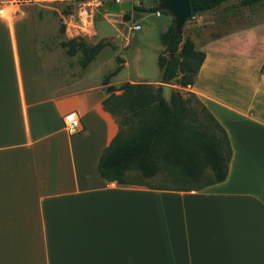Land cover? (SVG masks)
Masks as SVG:
<instances>
[{
    "label": "crops",
    "instance_id": "1",
    "mask_svg": "<svg viewBox=\"0 0 264 264\" xmlns=\"http://www.w3.org/2000/svg\"><path fill=\"white\" fill-rule=\"evenodd\" d=\"M54 1L0 0V264H264V92L216 89L208 62L200 87L206 56L188 92L227 134L226 179L192 191L107 182L97 164L118 125L106 86L51 92Z\"/></svg>",
    "mask_w": 264,
    "mask_h": 264
},
{
    "label": "trees",
    "instance_id": "2",
    "mask_svg": "<svg viewBox=\"0 0 264 264\" xmlns=\"http://www.w3.org/2000/svg\"><path fill=\"white\" fill-rule=\"evenodd\" d=\"M227 1L189 0L191 18ZM237 1L252 7L264 0ZM132 9L168 16L153 7ZM38 16L40 19L41 13ZM123 18L129 20L128 13ZM172 23L171 18L162 38L167 55L157 58L159 85L124 82L114 87L107 78L102 83L107 94L102 107L118 125L117 134L103 149L97 164L98 175L107 182L192 191L221 183L227 177L232 151L225 130L194 93L181 91L194 85L205 53L197 50L191 39L177 36ZM64 28L62 25V33ZM61 45L68 56L80 52L78 64L85 69L110 43L101 40L91 45L82 38H73ZM164 85L179 89H169V98L165 99Z\"/></svg>",
    "mask_w": 264,
    "mask_h": 264
},
{
    "label": "rangeland",
    "instance_id": "3",
    "mask_svg": "<svg viewBox=\"0 0 264 264\" xmlns=\"http://www.w3.org/2000/svg\"><path fill=\"white\" fill-rule=\"evenodd\" d=\"M122 1H131L135 7L156 6L155 0ZM84 2H90L88 9L93 11L94 17V29L88 32H80L75 18L78 7ZM44 4L48 7L44 10L48 42L44 44L50 49L51 92L63 94L100 85L106 78L114 87L129 80L159 85L157 58L167 55L162 40L169 29L163 22L166 15L157 17L155 13L132 9L126 12L129 20H125L123 13L106 12L104 6H98L93 0H59ZM137 24L141 29L132 30ZM62 25L65 26L64 33L60 31ZM181 36L183 40L191 39L196 49L203 51L205 58L207 56L200 87L206 84L203 74L209 63L207 78L212 79L208 81L216 89L231 95L250 94L255 86L257 91L264 92V1L252 7L241 6L237 0L227 1L188 19ZM73 38H82L91 45L105 40L110 45L82 69L78 64L80 52L68 56L61 45ZM116 69H120L119 72L110 77ZM181 91L190 90L188 87Z\"/></svg>",
    "mask_w": 264,
    "mask_h": 264
},
{
    "label": "water",
    "instance_id": "4",
    "mask_svg": "<svg viewBox=\"0 0 264 264\" xmlns=\"http://www.w3.org/2000/svg\"><path fill=\"white\" fill-rule=\"evenodd\" d=\"M104 10L109 13H123L132 10L130 2L117 3L108 1L104 5ZM153 9L157 12H165L173 19L172 31L177 35H182V30L188 19L191 18V10L189 0H156V6ZM164 97L169 98V86L164 85Z\"/></svg>",
    "mask_w": 264,
    "mask_h": 264
},
{
    "label": "built area",
    "instance_id": "5",
    "mask_svg": "<svg viewBox=\"0 0 264 264\" xmlns=\"http://www.w3.org/2000/svg\"><path fill=\"white\" fill-rule=\"evenodd\" d=\"M92 1V0H88ZM94 3H96L98 6L103 7L108 1H114L117 3H122L121 0H93ZM82 5L78 7L77 13L75 15L76 18V25L80 32H88L94 29V17H93V11L90 8L91 4L90 2H84L81 3ZM140 25H134L132 27V30L138 31L140 30ZM63 123L65 125V128L68 132L72 133L77 131L81 127V122L79 117L76 113H68L63 118Z\"/></svg>",
    "mask_w": 264,
    "mask_h": 264
}]
</instances>
